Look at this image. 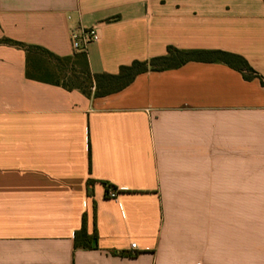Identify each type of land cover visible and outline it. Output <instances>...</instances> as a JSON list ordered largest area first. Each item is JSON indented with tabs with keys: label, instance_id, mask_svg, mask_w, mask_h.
Returning <instances> with one entry per match:
<instances>
[{
	"label": "crops",
	"instance_id": "obj_1",
	"mask_svg": "<svg viewBox=\"0 0 264 264\" xmlns=\"http://www.w3.org/2000/svg\"><path fill=\"white\" fill-rule=\"evenodd\" d=\"M94 26L93 74L174 47L264 81V0H0V264H264V85L190 62L94 99L29 80L3 43L73 57ZM85 218L96 249L75 246Z\"/></svg>",
	"mask_w": 264,
	"mask_h": 264
},
{
	"label": "trees",
	"instance_id": "obj_2",
	"mask_svg": "<svg viewBox=\"0 0 264 264\" xmlns=\"http://www.w3.org/2000/svg\"><path fill=\"white\" fill-rule=\"evenodd\" d=\"M4 44L20 48L26 53V76L29 80L62 87L68 91L78 90L88 98H104L117 94L127 88L137 76L148 72H163L178 69L190 62L223 63L240 72L245 80L263 79L241 56L222 51H183L168 47L167 55L153 58L149 61H135L129 66L120 68L119 73L93 74L90 70L86 52L75 54L73 57H60L39 47L28 46L10 40ZM95 182H88V194H93L91 187ZM106 192L111 185L104 183ZM76 247L84 249L98 248L97 231L93 235L87 233L86 218L82 228L74 237Z\"/></svg>",
	"mask_w": 264,
	"mask_h": 264
},
{
	"label": "built area",
	"instance_id": "obj_3",
	"mask_svg": "<svg viewBox=\"0 0 264 264\" xmlns=\"http://www.w3.org/2000/svg\"><path fill=\"white\" fill-rule=\"evenodd\" d=\"M70 37L72 42V48L78 53L86 52L87 48L90 45L97 43L101 40L99 29L96 26L90 28L81 27L72 30ZM106 196L109 199H117L119 196V192L115 188H109L106 192ZM134 249H136L135 244L131 245V250Z\"/></svg>",
	"mask_w": 264,
	"mask_h": 264
}]
</instances>
